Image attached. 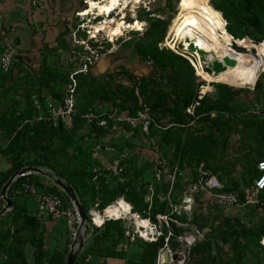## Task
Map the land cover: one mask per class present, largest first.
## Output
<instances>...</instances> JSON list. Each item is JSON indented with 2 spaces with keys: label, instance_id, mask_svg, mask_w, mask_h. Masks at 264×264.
<instances>
[{
  "label": "trees",
  "instance_id": "1",
  "mask_svg": "<svg viewBox=\"0 0 264 264\" xmlns=\"http://www.w3.org/2000/svg\"><path fill=\"white\" fill-rule=\"evenodd\" d=\"M87 1L91 0H82V6L78 5V9L73 10L72 17L75 16L77 20L71 28H64L58 39V49L63 53L73 48H80L82 51L81 42H84L86 35L84 28H79L82 17L77 13L86 9ZM209 4L221 13L226 21L225 31L234 43L251 45L250 43L262 42L264 46V0H210ZM190 5L204 4L196 2ZM186 6L187 3L179 7L183 9ZM137 14L149 13L144 8H139ZM175 18L172 21L170 18L153 19L144 37L137 43L134 52L147 67L142 70L141 76L120 67L114 73L93 77L91 70L97 60L88 71L77 73L76 114L69 125L60 123L53 128L36 118L44 115L46 98L55 103L62 99L69 83V74L79 69L80 59L84 55L78 59L76 67L58 65L57 59L51 64L47 63V56L35 67L32 65L35 55L16 49L13 68L17 65V79L13 76L14 70L11 73L0 70V155L5 159L4 169L0 172V189L11 173L28 166L48 171L53 178H58L73 188L88 224L84 231V248L74 264H90L87 258H115L123 260L124 264H154L157 251L164 244L170 245L172 249L176 248L179 244V229L174 221L187 222L189 225L197 223L202 217L199 209L202 206L217 211L224 210L210 203L202 194L195 198L190 208L184 209L183 192L187 181L179 173L191 169L190 178H193L200 165L204 170H210L223 184L221 190L234 193L242 205H247L252 210L264 208V189L257 197V204H245L259 174L256 164L264 159L262 74L258 76L250 97L246 94V89L220 84L212 96L211 93L203 96L194 116H187L185 108L197 100L199 77L195 75L187 58L163 46L168 23L171 22L170 27ZM95 19H99V16ZM1 21L0 16V25ZM73 32L75 38L72 37ZM67 35L70 41L72 39V47L65 38ZM224 35L230 43L229 37L225 33ZM100 40L87 41L98 58L102 55V50L98 49ZM134 42L131 37L123 41L122 45L129 48L133 47ZM109 45L107 42L106 46ZM6 47V44H0V55ZM85 53L86 51L83 54ZM20 72L23 73L22 76L19 75ZM209 88L210 86L208 90ZM241 94L247 95V99H242ZM138 102L147 107L150 117L162 130H156L151 125L149 137H146L138 127L123 125L121 130L127 135L118 140L117 129L110 134L107 128H98L96 123L86 126L82 118L87 113L97 116L108 112L133 115ZM251 108H255L257 114H247L246 111ZM211 111L223 112L227 116L218 114L216 118H210ZM260 116L262 120H256ZM232 133H238L240 149L246 146L247 150L242 158L228 161L224 150ZM104 135H110V141L101 146L100 153L95 154L92 149ZM151 139L156 141L157 151L150 147ZM244 142H249L250 145H244ZM106 146L109 147L108 151L114 152L107 161L100 155L107 152ZM143 148L150 152L145 161H142L140 151ZM121 155L126 157L119 163L122 168L120 174H108L104 170V163L112 164ZM161 166L169 174L175 173L171 184L163 174L160 181L155 180L154 173ZM96 167L99 171L95 173L93 169ZM118 176L123 177L122 183L118 181ZM23 182L31 183L39 194L59 196L66 208H72L66 195L44 177L30 173L17 178L6 192L12 201L11 209L0 216V220L11 218L7 227L0 225V255L5 257L1 264H25L23 248L32 241L24 235V230L28 224L42 226L43 217L38 218L37 211L23 207L16 199L15 191ZM149 189L152 194L146 199V195L150 194ZM18 195L26 203L35 197L24 192ZM118 199L127 202L132 213L149 220L155 226L156 215H165L167 225L162 223L158 226L160 235L151 242L144 241L137 234L130 240V234L135 229L131 228V220L124 219L126 217L105 220L99 227L91 225V212L102 213L103 209ZM225 225H218L214 233L204 235L202 240L196 238L189 246L188 258L184 264H264V248L260 243V238L264 237V227L252 222L246 226L239 220L235 227ZM133 226L135 227L134 224ZM43 244L38 239L33 243L36 245L35 249H39L35 258L38 264H47V260L43 261L46 253ZM65 245L50 252L48 264H64L67 254Z\"/></svg>",
  "mask_w": 264,
  "mask_h": 264
},
{
  "label": "rangeland",
  "instance_id": "2",
  "mask_svg": "<svg viewBox=\"0 0 264 264\" xmlns=\"http://www.w3.org/2000/svg\"><path fill=\"white\" fill-rule=\"evenodd\" d=\"M81 1L82 0H17L16 16L7 15L6 22H5V18H3V21L1 22L0 44L4 46L5 44L11 45L13 41L12 35L14 37V33L16 31V34L18 32L21 34L22 37L21 39L23 40L22 45L23 47H25L23 53L30 52L31 54L29 55H35L36 59L32 61L34 62L32 65H34L35 67L39 66L41 59H44L46 56H47V63L51 64L57 59V62L59 63L58 65H61L63 67H65L66 65H71L72 67H76L78 63V59H80L81 56L84 55L83 53L84 51H86L85 49L89 47L87 41L91 39L97 40L99 38V40L101 39L102 41L101 40L99 41L100 45L98 49L102 50V55H100V57L97 58L96 61L97 63L91 70V75L93 77H99L103 73L104 74L114 73L115 71H119L121 69L120 67H125L124 69L132 71L141 76L143 73L142 70H146L147 67L139 60V57L135 54L134 51L138 46L137 43L144 37V33L148 28L149 23L153 19L158 17L163 19L170 18V21H172L173 18H175L176 16H178V14L181 13L182 8L180 9L179 6H184L186 5V3L190 5L191 3L198 2L200 4L211 6L209 4L210 0H127V2H129L128 6L126 5L123 10L121 9L123 6L121 4L119 6H116L109 14L100 15L99 19H95V17L97 16L93 12H91L92 15L91 14L84 15V17H82L81 20L82 22L81 27L84 28L86 36L83 42L82 51L80 48L77 49L71 48L73 42L72 39L71 41L69 40L68 37L69 35H67L65 38L71 44L70 48L72 50H70L67 53H63L58 49L59 48L58 39L60 38L63 29L67 27L71 28L72 24L77 20L75 16L72 17L74 13L73 10L78 9V5L82 6ZM99 1L101 0H95V2H99ZM122 1L124 0H121L120 2L122 3ZM91 2L94 1L92 0L87 1L86 8L89 6ZM2 5L3 3L0 4V7ZM139 8H144L145 11H148L149 14L148 15L139 14L138 16L137 11ZM1 11L2 9H0V12ZM81 14L82 12L80 13V15ZM170 21L168 23L167 30L169 25L171 24ZM136 22H138L139 25H141V29H136L139 28V25L137 26ZM220 24H221L220 32L224 37L223 39L224 45L225 44L226 46L228 45L227 50L231 49V51L235 53H239L241 58V64L251 62L252 61L251 57L253 59H259L264 63V46H262L263 44L262 42L250 43L251 45H244L242 42L234 43L230 38V36L225 31L226 21L223 19L221 13H220ZM115 27H120L121 29L115 30ZM114 30L115 32L113 35ZM167 30L166 32H168ZM166 32L163 39V46L169 48L166 42V39L168 37ZM97 33L99 34L97 35ZM224 33L229 37L230 43L228 42L227 37L224 35ZM72 37L75 38L74 32L72 33ZM131 37L135 41L133 43V47H129V48L124 47L122 45V42L128 40ZM120 39H122L121 42ZM172 39L173 37L171 36L168 39V42H171ZM61 41L62 40L60 39V42ZM107 42L110 44L109 46H106ZM206 48L211 52H215L214 49H211L208 46H206ZM52 51L54 53H51ZM172 51L187 58L188 61L191 63V65L193 63L195 69L194 73L196 76L199 77L198 82L201 83L203 81L202 83L204 84V87H206L207 85L210 86L209 90H207V93H211L210 96H212L213 91L218 89V85L222 83H215V82L208 83L204 81L197 74V70L199 69L202 71H206L208 74L211 75L210 70L207 69V66L210 64V61L206 60V58H200L199 56L184 51V47L180 43L175 44L174 50ZM15 69H17V65L16 68L14 67V72H13L14 78L17 79L16 77L17 71L15 72ZM236 71L241 72V66ZM260 74H262L260 77L261 82L264 83V66L262 68V71H258V76ZM19 75L22 76L23 73L20 72ZM235 87L237 88V86ZM240 88L246 89V94L250 97V93L254 89V86L251 87L250 85H245ZM247 95L241 94V98L247 99ZM256 120L260 121L262 120V117L260 116L259 118H256ZM238 137H239L238 133L237 134L232 133L228 137L229 139L227 141L226 148L224 150V152H226L224 156L228 157L227 158L228 161H230V159H235L237 157L242 158L247 150L246 146L242 150L240 149V141L238 140ZM247 144L250 145L249 142H244V145ZM142 155H143L142 161H145V159H147L148 154L142 153ZM4 162H5L4 157L3 158L1 157L0 159L1 168H4L5 165ZM238 165L240 166L239 163ZM42 171L45 170L42 169ZM150 171L152 172L151 168ZM185 176L186 177L184 179L190 177L188 175ZM38 179L43 181V179L40 177H38ZM149 190H150V194L146 195V199H149L150 198L149 196L152 194L151 189ZM20 198L21 196L17 195L16 199L18 202L20 201V205H22L23 207L27 206L29 210L35 211L36 204L34 202V198L32 199L30 198V201L28 203H26V200H24V198L23 200H21ZM0 204L2 205V203ZM199 209L201 210L200 214L202 215V217H200L198 222L195 224L189 225L187 222L178 223L174 221L176 223V227L178 226L179 229V234L177 238L179 244L174 249H172L170 245L164 244L163 247L157 251L154 264H158V261L159 264H170V263L184 264L185 260H187L188 258L190 242L192 243L196 238L198 240H202L204 238V235L210 232L214 233V230L218 225L226 224L229 225L230 227H235L239 220L243 225L246 226L250 225V223L252 222V224L258 223L259 225L264 227V208L263 209L258 208L252 210L247 205L244 206L240 204L232 208H225L223 211L221 210L217 211V209H211L209 207L206 208L205 206L199 207ZM134 215L136 216V221L138 219V221L135 223H134L135 220L134 221L131 220L130 215L124 218L127 219L128 221L131 220V222H129L132 225L131 228L135 229L133 230L132 233L134 234L137 231L139 232L141 231L140 235L142 237L147 238L150 236H154L155 235L154 233L156 231L154 230L153 223L149 222L147 219H143L146 222L148 229L147 231L145 228L138 229L141 225L140 222L141 220L139 216H137V214ZM90 216H92V212ZM9 220H11V218H4L0 220L1 221L0 225L7 227ZM59 220H61V223L63 225L62 228L63 231L64 232L69 231V234L67 235L68 239L65 240L64 244H62V245L65 244L67 245L70 242V240L74 238V235L73 232H71V229L70 230L67 229L68 226L66 225L65 221L63 219H59ZM43 223L44 220L42 219L41 224ZM133 224L135 225V227L133 226ZM24 231H25L24 235L27 236L29 241H32L30 243L32 245L28 244L23 248L25 264H38L35 262V258L38 256L39 249L37 248L36 250L35 249L36 245H33V243L36 242V240L38 239L43 244L45 242V237L47 238V235L45 236L47 232L42 226H37V227L31 225L29 226V224L28 226H26V230ZM142 231H146V233L144 234L142 233ZM262 241L264 242V237L260 238V243ZM62 245L59 248H61ZM263 248H264V244H263ZM50 257H51V253H48L46 251V253H44L43 261L47 260V264H48V259ZM172 259H176V261ZM163 260L165 261L162 262ZM51 264L54 263L51 262Z\"/></svg>",
  "mask_w": 264,
  "mask_h": 264
},
{
  "label": "built area",
  "instance_id": "3",
  "mask_svg": "<svg viewBox=\"0 0 264 264\" xmlns=\"http://www.w3.org/2000/svg\"><path fill=\"white\" fill-rule=\"evenodd\" d=\"M4 1L9 0H0V4ZM81 12L77 13L78 16L84 17L80 15ZM82 24L79 26L81 27ZM99 33H97L98 35ZM96 35V36H97ZM95 36V37H96ZM93 37V38H95ZM83 44V42H81ZM86 53L84 56L80 59L79 69H76L72 73L69 74V83L65 87L64 95L62 99L55 103L52 102L49 98L45 99L46 104V110L44 115L41 114L36 119L38 121H45L47 122L51 127L55 128L60 123L64 124H71L76 111H75V93H76V87L77 82L75 79V76L79 72H86L88 71L92 65L94 64V61L97 60V55L88 47L85 49ZM16 48L11 44L7 45L5 51L2 53L0 57V70L3 72L11 73L13 72L14 63L16 62ZM184 57V56H183ZM193 65V63H192ZM194 68V65H193ZM195 70V69H194ZM203 82V81H202ZM199 82V90L197 93L196 101L192 103L191 105L187 106L185 108V113L187 116H194V112L196 110V107L199 104V101L203 98V96L207 93V90L203 89L204 84ZM205 88V87H204ZM35 105L36 102L34 101ZM247 114L255 115L257 114V110L255 108L248 109L246 111ZM221 115L226 117V113L211 111L209 113L210 118H216L217 115ZM82 118L85 120V125H93L96 123V126L98 128H107L109 133L111 134L113 130L120 131L123 125H127L128 127L135 128L138 127L142 134L146 137H149V130L151 125L156 130H162L161 126L156 124L152 117H150L147 107L142 104L141 102H138V108L135 111L133 115H126L124 113H115V112H108V113H102L100 116H97L93 113H87L82 116ZM193 124V122H191ZM110 141V135H104L100 138L98 144L92 149L95 154H98L101 152V146H105ZM150 147L153 151H157V145L156 141L154 139L150 140ZM105 150H109V147L106 146ZM126 155H121L119 159L114 161L112 164L104 163L103 167L104 170L108 174L112 175H118L120 174V171L122 168L119 167V163L125 159ZM1 159V155H0ZM264 159H261L257 162V170H258V177L254 181L253 189L250 190V193L247 195V198L245 200V204H257L259 202L258 195L259 193L264 189ZM99 169L96 167L93 169V172H98ZM176 169H174V172ZM0 172H1V164H0ZM191 169H187L183 171L182 173H179V175L183 176L185 178V175H188L191 177ZM162 174L165 175L167 181L169 184H171L174 180L175 173L169 174L168 170L164 166H161L157 171L154 173V177L156 181H160ZM29 174L21 175L20 177L28 176ZM18 177V178H20ZM187 178L184 179L187 181V184L184 187L183 192V204L184 209H187L188 207L192 206L194 203L195 198H197L200 194L203 195L210 203H213L217 205L219 208H232L234 206H238L241 204V201L238 199V197L234 193H229L226 191L221 190L223 184L210 172L203 169L202 165H200L198 168H196V175L193 176V178ZM118 181L122 183L123 177L118 176ZM26 193L32 196L37 197V217L41 216H50L54 220L58 219H64L66 223L71 227V231L73 232V235L75 234V231L78 226V215L76 210L72 208H66L63 205L62 200L59 198V196L54 194H39L38 191L35 189V187L31 183L23 182L19 185V189L15 191V193L18 195L19 193ZM117 202H114L115 204ZM111 204V206L113 205ZM3 205V204H2ZM1 205V207H2ZM72 206V205H71ZM109 207V206H108ZM131 210V207H130ZM104 212V211H103ZM102 212L101 218L102 223L105 220L114 219L111 216H106ZM95 213V212H92ZM124 216H120L117 219H122ZM94 217L91 216V223L95 227L96 226L93 223ZM157 219V226L154 225V230L156 231L154 236L150 237H142L140 235V232L137 231L136 233L130 234V240L134 239L135 234H137L138 237L142 238L144 241L151 242L154 241L157 236L160 235V232L158 230V226L162 223H165L167 225V217L165 215H156ZM115 220V219H114ZM149 221V220H148ZM101 223V225H102ZM100 225V226H101ZM73 227V228H72ZM171 233L169 232L168 235ZM192 243L190 242V245ZM264 242H261V245L263 246ZM159 264V261H158Z\"/></svg>",
  "mask_w": 264,
  "mask_h": 264
},
{
  "label": "bare ground",
  "instance_id": "4",
  "mask_svg": "<svg viewBox=\"0 0 264 264\" xmlns=\"http://www.w3.org/2000/svg\"><path fill=\"white\" fill-rule=\"evenodd\" d=\"M121 0H101L99 2H91L89 6L82 11L81 16L95 13L96 16L109 14L116 6L123 5L122 10L125 6H128L127 0L120 2ZM92 15V14H91ZM131 24V23H130ZM137 26L139 25L136 22ZM116 29H121L120 27H115ZM141 29V25L139 28ZM220 12L214 8L207 5H188L183 8L181 13L175 18L173 24L169 27L166 42L170 50H174L175 44H182L184 51L188 53L199 56L200 58H206V60H211L212 58H217L221 61L224 57H228L235 61V64L231 67L227 66L224 71L217 74H208L206 71L197 70V74L208 83H222L229 86L242 87L245 85L255 86L257 81L258 71H262L264 63L259 59H253L251 57V62L241 64V58L239 53L227 50L226 44L224 45V37L220 32ZM113 31V35L114 32ZM173 37L171 42H168L170 37ZM206 46L214 49L215 52L209 51ZM241 66V72H237ZM261 73V72H260ZM246 88V87H245ZM208 90V85L204 88ZM130 206V205H129ZM127 202L123 199L117 200V203L105 208L104 214L106 216H111L114 219L120 216L127 217L130 215L131 220L136 221V216L132 214L130 207ZM94 217L93 223L96 226H100L102 223V218L99 214L92 213ZM114 216V217H113ZM135 218V219H134ZM141 225L138 229L145 228L146 231L148 226L146 222L140 218ZM142 231V233H146ZM141 232V231H140ZM161 260V257H160ZM163 260L162 262H164Z\"/></svg>",
  "mask_w": 264,
  "mask_h": 264
},
{
  "label": "water",
  "instance_id": "5",
  "mask_svg": "<svg viewBox=\"0 0 264 264\" xmlns=\"http://www.w3.org/2000/svg\"><path fill=\"white\" fill-rule=\"evenodd\" d=\"M210 64L207 66V69L210 70L211 74H217L221 71H224L227 66L231 67L235 64L233 59L228 57H224L221 61L217 58H212ZM34 173L40 175L50 181L53 185L58 187L69 199L71 205L76 210L78 215V226L74 234V239L71 243L70 250L66 256L64 264H74L76 259L78 258L85 241L84 231L88 228V224L86 223L85 216L82 210V206L77 200L73 188L66 182H62L58 178H53L48 171H42L36 167L28 166L18 170H15L13 173L9 175V177L4 182L3 186L0 190V199L3 202L2 207L0 208V216H2L7 210H9L12 206V201L7 198L6 191L10 187V185L21 175ZM175 260L176 259H172ZM171 264V263H170Z\"/></svg>",
  "mask_w": 264,
  "mask_h": 264
},
{
  "label": "crops",
  "instance_id": "6",
  "mask_svg": "<svg viewBox=\"0 0 264 264\" xmlns=\"http://www.w3.org/2000/svg\"><path fill=\"white\" fill-rule=\"evenodd\" d=\"M16 1L17 0H12V1H8L6 4H4L3 3V5L0 7V9H2V11L0 12V16L2 17V20H3V18H5V22H6V16L8 15V16H16ZM38 13V12H37ZM15 21V20H14ZM13 21V22H14ZM2 22V21H1ZM4 22V23H5ZM12 22V23H13ZM3 23V24H4ZM14 27V26H13ZM8 29V28H7ZM16 35H17V37H16ZM12 42H14V46H15V48L17 49L18 48V51H23L24 49H25V47H23V45H22V37H21V34L18 32L17 34H16V31H15V33H14V37H13V35H12ZM25 38V37H24ZM20 43V44H17V43ZM15 72H16V69H15ZM126 132L124 133V132H122V130H120L119 132H118V134H117V139L118 140H120V139H122V138H125L126 137ZM141 149V148H140ZM112 151V150H111ZM141 152L142 153H147V154H150V152L147 150V149H145V148H143L142 150H141ZM111 153V154H110ZM101 155V157H102V159L103 160H109V159H111L112 157H111V155L113 156L114 155V152L112 151V152H110V151H107L106 153L104 152V153H102V154H100ZM4 168H1V170H3ZM44 182L45 183H47V181H45L44 180ZM1 190V189H0ZM7 192V191H6ZM6 196H7V194H6ZM8 198V197H7ZM9 199V198H8ZM34 202H35V204H36V209H35V211H37V197H34ZM0 203H2L3 204V202H2V200L0 199ZM1 205V204H0ZM0 208H1V206H0ZM11 209V208H10ZM10 209L9 210H7L2 216H4L7 212H9L10 211ZM34 212V211H33ZM43 218V220H44V223L42 224V226L44 227V229L46 230V234H45V236L47 235V238L45 237V249H46V251L48 252V253H50L51 251H52V249H56V248H59L62 244H64L65 243V240H67L68 238H67V235L69 234V231L68 232H64L63 231V225H62V223H61V220H54V219H52V218H50V217H48V216H42ZM64 220V219H63ZM65 221V220H64ZM65 223H66V221H65ZM66 225L68 226V228L67 229H71V227L66 223ZM73 228V227H72ZM72 230V229H71ZM72 232V231H71ZM70 232V233H71ZM74 239V238H73ZM73 239H71L70 240V242L68 243V245H65V247H67V254H68V252H69V250H70V246H71V243H72V241H73ZM84 246V245H83ZM64 246L62 245V247L61 248H63ZM84 248V247H83ZM82 248V249H83ZM2 250H0V252H1ZM81 252H82V250H81ZM81 252H80V254H81ZM67 254H66V256H67ZM79 254V255H80ZM79 257V256H78ZM5 259V257L4 256H2V255H0V264L3 262V260ZM65 259H66V257H65ZM86 260H88V262L90 263V264H124V261L123 260H120V259H113V258H106V259H104V260H97V259H91V258H87ZM84 264V263H83Z\"/></svg>",
  "mask_w": 264,
  "mask_h": 264
},
{
  "label": "clouds",
  "instance_id": "7",
  "mask_svg": "<svg viewBox=\"0 0 264 264\" xmlns=\"http://www.w3.org/2000/svg\"><path fill=\"white\" fill-rule=\"evenodd\" d=\"M116 202H117V201H116ZM109 206H111V205H109ZM107 207H108V206H107ZM107 207H106V208H107ZM104 210H105V209H104ZM104 210H103V211H104ZM103 211H102V212H103ZM97 214H99L100 216L102 215V213H101V214H100V213H97ZM90 222H91V220H90ZM91 224H92V223H91ZM92 225H93V224H92Z\"/></svg>",
  "mask_w": 264,
  "mask_h": 264
},
{
  "label": "snow or ice",
  "instance_id": "8",
  "mask_svg": "<svg viewBox=\"0 0 264 264\" xmlns=\"http://www.w3.org/2000/svg\"><path fill=\"white\" fill-rule=\"evenodd\" d=\"M262 167H264V165H262Z\"/></svg>",
  "mask_w": 264,
  "mask_h": 264
}]
</instances>
